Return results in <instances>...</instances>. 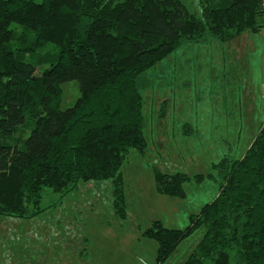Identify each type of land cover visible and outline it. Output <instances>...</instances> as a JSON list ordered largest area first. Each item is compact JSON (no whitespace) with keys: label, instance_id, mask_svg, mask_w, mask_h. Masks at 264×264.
<instances>
[{"label":"trees","instance_id":"16d2710c","mask_svg":"<svg viewBox=\"0 0 264 264\" xmlns=\"http://www.w3.org/2000/svg\"><path fill=\"white\" fill-rule=\"evenodd\" d=\"M200 3L201 18L182 0H0V135L30 129L22 148L0 142V216L30 220L54 206L42 205L46 189L62 202L81 181L111 180L115 213L127 218L121 168L149 146L144 75L186 43L263 29L264 0ZM68 81L80 97L61 110ZM213 169L218 196L186 228L155 220L143 232L157 264L200 228L184 264H264V124L242 158ZM154 173L158 193L185 198L188 175Z\"/></svg>","mask_w":264,"mask_h":264},{"label":"rangeland","instance_id":"374dc122","mask_svg":"<svg viewBox=\"0 0 264 264\" xmlns=\"http://www.w3.org/2000/svg\"><path fill=\"white\" fill-rule=\"evenodd\" d=\"M182 1L201 18L200 0ZM261 24L259 33L231 42L207 37L186 43L144 75L149 146L144 155L132 150L121 168L126 219L115 213L111 180L81 181L62 202L46 189L42 205L54 206L41 215L0 216V264H157L158 244L143 232L155 220L186 228L190 216L218 196L222 178L213 165L242 158L264 124V18ZM62 88L66 110L80 97V86L68 81ZM29 134L21 128L0 135V142L22 148ZM154 169L188 175L185 198L158 193ZM203 234L198 229L165 264H184Z\"/></svg>","mask_w":264,"mask_h":264}]
</instances>
